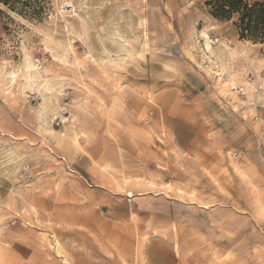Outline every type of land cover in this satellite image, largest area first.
<instances>
[{
  "label": "rangeland",
  "instance_id": "1",
  "mask_svg": "<svg viewBox=\"0 0 264 264\" xmlns=\"http://www.w3.org/2000/svg\"><path fill=\"white\" fill-rule=\"evenodd\" d=\"M28 1L0 2V264H264V40L215 0Z\"/></svg>",
  "mask_w": 264,
  "mask_h": 264
},
{
  "label": "trees",
  "instance_id": "2",
  "mask_svg": "<svg viewBox=\"0 0 264 264\" xmlns=\"http://www.w3.org/2000/svg\"><path fill=\"white\" fill-rule=\"evenodd\" d=\"M5 5L13 8L27 7L28 0H0ZM218 4L216 16L231 18L234 13H239V28L244 38L255 41L264 40V3L254 2L250 4L244 0H215Z\"/></svg>",
  "mask_w": 264,
  "mask_h": 264
},
{
  "label": "bare ground",
  "instance_id": "3",
  "mask_svg": "<svg viewBox=\"0 0 264 264\" xmlns=\"http://www.w3.org/2000/svg\"><path fill=\"white\" fill-rule=\"evenodd\" d=\"M68 31H70V29L68 28ZM120 35V34H119ZM123 36V35H122ZM207 38H209L208 36H207ZM127 41V39H123V41L122 42H117V43H119L118 45H119V50H121L123 53H127V54H129V55H131L132 54V49H128V48H126L125 47V44L127 43L126 42ZM126 42V43H125ZM128 45H130L129 44V42L127 43ZM118 48V47H117ZM120 51V52H121ZM120 52H118V53H120ZM26 70H27V76L28 77H31L32 79L33 78H36L38 75H37V71H38V68H36V66H35V64L33 63V62H31V61H28L27 62V65H26ZM221 75V74H220ZM38 78V77H37ZM31 79V80H32ZM28 80H29V78H28ZM181 193H183V191L181 190Z\"/></svg>",
  "mask_w": 264,
  "mask_h": 264
}]
</instances>
